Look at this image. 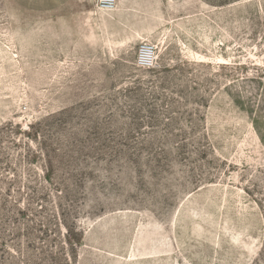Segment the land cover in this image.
<instances>
[{"label": "rangeland", "instance_id": "rangeland-1", "mask_svg": "<svg viewBox=\"0 0 264 264\" xmlns=\"http://www.w3.org/2000/svg\"><path fill=\"white\" fill-rule=\"evenodd\" d=\"M0 264H264V0H0Z\"/></svg>", "mask_w": 264, "mask_h": 264}, {"label": "built area", "instance_id": "built-area-1", "mask_svg": "<svg viewBox=\"0 0 264 264\" xmlns=\"http://www.w3.org/2000/svg\"><path fill=\"white\" fill-rule=\"evenodd\" d=\"M141 55H142V63H144L145 65L153 63L154 53L151 49L142 48Z\"/></svg>", "mask_w": 264, "mask_h": 264}]
</instances>
